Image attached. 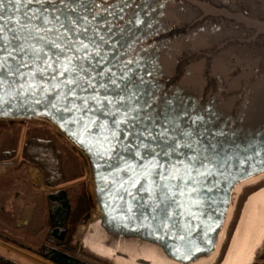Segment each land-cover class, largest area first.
Here are the masks:
<instances>
[{"label":"water","instance_id":"95a60500","mask_svg":"<svg viewBox=\"0 0 264 264\" xmlns=\"http://www.w3.org/2000/svg\"><path fill=\"white\" fill-rule=\"evenodd\" d=\"M188 1L212 18H239L238 12L221 6L217 0ZM10 7L6 4V8ZM39 26L43 39L27 29L26 43L42 48L44 57L39 64L33 61L24 70L27 75L15 81L5 79L0 84V119L43 118L85 155L92 175L93 200L107 228L154 242L184 263L212 252L234 186L264 171V100L254 102L251 96L245 97L241 85L236 88L235 83L229 92L217 89L205 94L196 90L187 93L177 82L166 83L172 79H165L164 83L154 80L153 86L161 96L179 95L182 102L177 103L175 115L182 129L196 115L207 116L205 109L210 107L213 115L207 127L212 131L225 130L228 135L213 138L217 149H209L208 159H203V147L195 139L191 141L192 150L181 147L171 154L149 155L136 147L134 137L126 139L125 113L109 100L113 92L97 89L78 93L80 97L96 98L87 104L84 99L64 97L65 89L56 85L71 75L70 71L62 75L65 65L71 69L77 63L72 60L69 64L68 57L87 53L65 48L67 38L61 35L58 24ZM80 39L88 43L87 39ZM109 48L105 45V52ZM114 55L116 63L123 67L120 57L115 52ZM45 61L53 68L43 71ZM130 66L138 67L136 62ZM36 68L42 69L39 75ZM53 76L55 79H50ZM185 111L188 115L181 120ZM201 139L206 145L207 138ZM162 184L166 186L163 189ZM165 193L172 200L165 201L167 213L163 206L157 210Z\"/></svg>","mask_w":264,"mask_h":264},{"label":"snow or ice","instance_id":"6c2138e0","mask_svg":"<svg viewBox=\"0 0 264 264\" xmlns=\"http://www.w3.org/2000/svg\"><path fill=\"white\" fill-rule=\"evenodd\" d=\"M6 4L11 7L6 8ZM158 6L163 7L162 4ZM133 7H136V11L128 15V10ZM149 15L147 7L141 14L136 0H0V84L5 79L15 81L17 77L27 75L24 70L31 67L33 61L39 64L44 57L42 48L37 49L26 43L25 31L31 29L37 38L43 39L39 25L58 24L61 35L67 38L65 48L87 53L86 56L68 57L69 64L72 60L77 63L71 69L65 65L62 75L69 71L71 75L56 85L65 89L63 95L66 99L69 96L76 100L84 99L87 104L96 98L80 97L78 93L97 89L111 91L113 97L109 98L110 102L117 104L125 113L128 124L126 139L134 137L138 149H144L149 155H167L181 147L192 150L191 141L195 139V143L203 147V159H208L209 149H217L213 138L228 135L225 130L212 131L207 127L213 115L211 108L205 109L207 116L196 115L182 129L175 115L177 103L182 102L179 95L169 97L158 94L151 79L152 70L147 64L140 67L137 61L138 67L134 69L130 66L132 61L124 62L123 67L116 63L114 50H119L122 40L126 42L125 34L145 25V18ZM119 21H124L123 26ZM146 26L152 28L151 22ZM80 37L87 39L88 43L85 44ZM105 45H110L108 52L104 50ZM52 68L53 64L44 62L43 71ZM41 71V68L35 69L37 75ZM65 110H68L66 105ZM187 115L186 111L181 113L180 119ZM204 137L207 138L206 145L201 139ZM164 187L162 184L161 188ZM165 201L172 202L167 193L160 197L157 210L163 206V211L167 213Z\"/></svg>","mask_w":264,"mask_h":264},{"label":"flooded vegetation","instance_id":"af4514ba","mask_svg":"<svg viewBox=\"0 0 264 264\" xmlns=\"http://www.w3.org/2000/svg\"><path fill=\"white\" fill-rule=\"evenodd\" d=\"M217 2L238 12L239 18H212L188 0H136L141 14L147 7L150 15L145 25L125 34L126 42L122 40L114 52L122 63L147 64L153 81L172 79L166 83L177 82L187 93L196 90L206 94L217 89L229 92L235 83L236 88L241 85L245 97L263 101L264 0ZM135 11L136 7L129 9L128 15ZM148 22L152 28L146 26ZM119 23L123 26L124 21ZM184 37L185 43L172 41ZM164 40L171 41L166 45Z\"/></svg>","mask_w":264,"mask_h":264},{"label":"rangeland","instance_id":"374dc122","mask_svg":"<svg viewBox=\"0 0 264 264\" xmlns=\"http://www.w3.org/2000/svg\"><path fill=\"white\" fill-rule=\"evenodd\" d=\"M32 133H53L59 135L64 143L66 173L72 177L64 186L71 202L70 224L73 225L72 242L76 247V254L94 264H113L101 254L85 247L82 242L84 226L100 215L93 200L92 175L85 155L55 125L43 118L0 120V150L12 147L15 140L19 148L24 138ZM263 183L264 179L231 191L224 239L232 229L246 196ZM47 190L40 170L25 163L19 154L12 159L0 161V254L24 264H52L18 245L19 241L23 243L22 246L35 244L46 230L47 211L43 198ZM2 235L9 236L11 241L3 239ZM262 249L264 250V242L258 252ZM261 263L259 261L257 264Z\"/></svg>","mask_w":264,"mask_h":264},{"label":"bare ground","instance_id":"6f19581e","mask_svg":"<svg viewBox=\"0 0 264 264\" xmlns=\"http://www.w3.org/2000/svg\"><path fill=\"white\" fill-rule=\"evenodd\" d=\"M191 38L193 39V35ZM170 41L164 40L163 44L168 45ZM172 41L182 44L186 40L184 37L173 38ZM263 179L264 171L258 172L237 183L233 191ZM229 210L230 206L212 252L188 263L171 257L162 246L154 242L107 228L100 215L84 226L82 242L85 247L101 254L113 264H252L255 254L264 242V183L246 196L232 229L224 239V224Z\"/></svg>","mask_w":264,"mask_h":264},{"label":"trees","instance_id":"16d2710c","mask_svg":"<svg viewBox=\"0 0 264 264\" xmlns=\"http://www.w3.org/2000/svg\"><path fill=\"white\" fill-rule=\"evenodd\" d=\"M15 141L12 147L0 150V161L12 159L19 154L25 163L40 170L43 185L48 189L43 198L47 211L46 230L35 244L22 246L23 243L17 240L18 245L52 264H94L80 258L72 242L73 225L70 224L72 209L67 188L64 186L72 177L66 173L64 143L60 136L53 133L49 135L32 133L24 138L19 148ZM2 238L11 241L9 236L2 235ZM259 261L264 264L263 249L255 254L252 264ZM0 264L24 263L0 254Z\"/></svg>","mask_w":264,"mask_h":264}]
</instances>
